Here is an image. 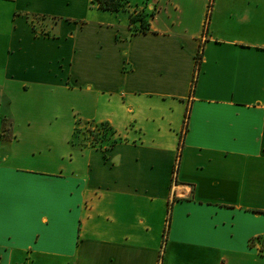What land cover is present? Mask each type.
I'll return each instance as SVG.
<instances>
[{"label": "crops", "instance_id": "0c3cea01", "mask_svg": "<svg viewBox=\"0 0 264 264\" xmlns=\"http://www.w3.org/2000/svg\"><path fill=\"white\" fill-rule=\"evenodd\" d=\"M10 83L84 122L23 161L0 111V264H264V0H0Z\"/></svg>", "mask_w": 264, "mask_h": 264}, {"label": "rangeland", "instance_id": "374dc122", "mask_svg": "<svg viewBox=\"0 0 264 264\" xmlns=\"http://www.w3.org/2000/svg\"><path fill=\"white\" fill-rule=\"evenodd\" d=\"M130 1L133 0H128L125 6ZM138 3V6L144 5L143 2ZM139 10L136 17L139 18L140 25L136 29H143L142 19L146 21L147 17L144 8ZM43 19L45 18L38 16L34 22L38 25ZM19 86L20 84L10 83L1 102L0 111L8 123V133L14 131L20 135L19 142L16 140L10 143L9 152L17 149L15 152H21L25 161L27 157L48 155L55 150H64L72 126L77 125V122L80 126L79 121L81 124L84 122L78 120L81 116L80 108L66 106L63 93H53L49 88L37 87L28 91H18ZM98 129L101 130L100 133H105L102 128ZM82 131L81 127L78 128V133ZM89 132L91 136L94 135L92 129Z\"/></svg>", "mask_w": 264, "mask_h": 264}, {"label": "trees", "instance_id": "16d2710c", "mask_svg": "<svg viewBox=\"0 0 264 264\" xmlns=\"http://www.w3.org/2000/svg\"><path fill=\"white\" fill-rule=\"evenodd\" d=\"M94 3L98 4L99 7L104 8V9H110V10H120L123 7H125L126 3L128 2V0H93ZM132 21H138V17H136V14L132 15ZM142 26L143 29H147L149 27V23L147 21H145L144 19H142Z\"/></svg>", "mask_w": 264, "mask_h": 264}]
</instances>
